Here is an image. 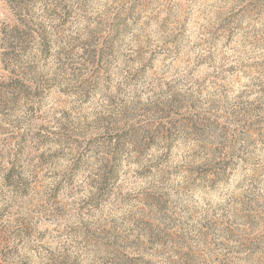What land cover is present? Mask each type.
I'll return each instance as SVG.
<instances>
[{
	"label": "rangeland",
	"instance_id": "rangeland-1",
	"mask_svg": "<svg viewBox=\"0 0 264 264\" xmlns=\"http://www.w3.org/2000/svg\"><path fill=\"white\" fill-rule=\"evenodd\" d=\"M20 7L0 264H264V0Z\"/></svg>",
	"mask_w": 264,
	"mask_h": 264
},
{
	"label": "trees",
	"instance_id": "trees-1",
	"mask_svg": "<svg viewBox=\"0 0 264 264\" xmlns=\"http://www.w3.org/2000/svg\"><path fill=\"white\" fill-rule=\"evenodd\" d=\"M3 1L7 5L11 6L12 7L11 9H15L14 7L17 6V8L21 10L20 4L23 3V0H3ZM17 22L18 24L15 27L5 25L1 30L0 58H1V62L3 63V65H5L6 67L5 70L9 72H10L9 70L10 68H8V62L10 61L11 63H16L17 61L16 59L18 58L17 56L18 52L12 49H15L16 43L18 42L19 37H21L24 33H26L25 31L22 30L26 26L22 25V23L20 24L19 20H17ZM26 35L28 34L26 33ZM27 39L29 41V39H31V35H28ZM11 73H14V72L11 71ZM13 88H14L16 95L19 96L21 93H23V90L26 89V86L24 85L21 78H17L15 81V86ZM2 94L3 92H0V97L2 96ZM5 108H6L5 105L1 106V109L4 110Z\"/></svg>",
	"mask_w": 264,
	"mask_h": 264
}]
</instances>
